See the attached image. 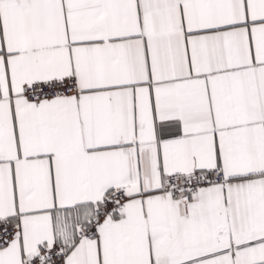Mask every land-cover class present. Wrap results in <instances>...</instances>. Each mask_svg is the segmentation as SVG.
I'll use <instances>...</instances> for the list:
<instances>
[{"label": "snow or ice", "instance_id": "obj_1", "mask_svg": "<svg viewBox=\"0 0 264 264\" xmlns=\"http://www.w3.org/2000/svg\"><path fill=\"white\" fill-rule=\"evenodd\" d=\"M0 264H264V0H0Z\"/></svg>", "mask_w": 264, "mask_h": 264}]
</instances>
